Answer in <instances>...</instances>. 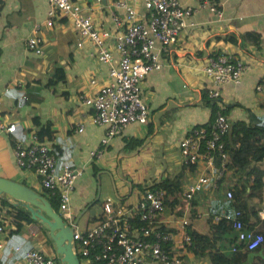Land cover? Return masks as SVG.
<instances>
[{"label":"crops","instance_id":"crops-1","mask_svg":"<svg viewBox=\"0 0 264 264\" xmlns=\"http://www.w3.org/2000/svg\"><path fill=\"white\" fill-rule=\"evenodd\" d=\"M74 1L92 16L97 28L112 29L110 16L118 0ZM180 2L198 7L196 0ZM211 2L223 9V16L218 17L209 7L187 16L188 26L179 42L162 54L163 68L148 74L143 82L142 94L151 111L148 124L129 125L105 147L102 157L93 158L91 151L101 148L106 128L92 122V109L79 96L95 94L109 81L110 68L119 64V54L114 53L111 64L100 62L90 43L77 46L71 21L57 17L52 27H43L45 54L36 55L27 48L26 40L36 24L45 22L48 0H0V119L17 126L13 133L0 131V176L41 191L39 177L16 166L14 148L20 142L28 144L32 133L48 127L52 136L44 140L59 161L83 171L76 181L72 210L79 221L87 219L86 230L97 222L106 199L126 206L138 203L146 184L167 179L162 174L164 169L172 173L184 167L179 143L187 131L214 120L216 113L208 102V89L213 84L203 70L216 52H227L251 63L239 84L214 86L221 93L217 111L227 109L232 123H260L257 118L264 115V89L258 91L257 86L264 78V0ZM137 13L140 18L145 15L141 4ZM80 126L84 127L82 132L78 131ZM152 159L158 164L152 169V177L139 182L131 179L132 166L150 165ZM256 165L264 170V161ZM185 168L189 182L196 167ZM141 172L145 177L146 172ZM216 194L204 192L193 200L192 214L202 213L204 217H193L191 228L209 234L205 218ZM175 197L178 203L171 205ZM206 201L209 204L205 210L202 207ZM256 201L262 206L258 212L264 218V191ZM185 208L183 192L180 197L169 195L162 223L176 226ZM19 209L24 210L0 197V219L17 221L0 251V264H27L25 255L31 249L56 254L48 231L41 224L17 219ZM195 264L209 262L195 256Z\"/></svg>","mask_w":264,"mask_h":264},{"label":"built area","instance_id":"built-area-1","mask_svg":"<svg viewBox=\"0 0 264 264\" xmlns=\"http://www.w3.org/2000/svg\"><path fill=\"white\" fill-rule=\"evenodd\" d=\"M196 1L198 7L184 6L180 0H118L110 16L113 27L103 30L95 26L92 16L78 2L48 0L45 22L36 24L26 40L31 52L40 56L45 54L43 27H52L57 17H64L71 21L77 34V46L82 48L90 43L100 62L111 64L114 53L119 54V64L110 68L109 81L95 94L79 96L92 109V122L106 128L101 148L91 151L93 158L102 157L105 147L129 125L148 124L151 111L143 97L142 84L148 74L163 68L162 54L179 42L188 26L186 17L202 7H209L218 17L223 16V9L211 0ZM138 4L145 10L143 18L138 16ZM250 68L249 61L233 54L216 52L211 55L203 70L213 84L208 89L209 98L219 100L220 90L214 86L237 85ZM263 89L264 78L257 86L258 91ZM231 128L232 122L219 110L211 124L190 128L180 141L183 164L196 167V174L184 188L186 208L174 227L161 221L169 200L168 191L148 183L142 188V197L136 204L126 206L113 198L106 199L97 222L82 231L79 223H75L72 200L76 181L83 171L60 162L38 132L32 133L28 144H16L15 163L22 171L39 177L40 192L48 199L55 198L60 214L70 225H75L74 248L81 264H195L189 227L193 217L202 219L204 214H192L191 205L201 193H219L230 163L223 137ZM16 130L15 123L0 119L1 132ZM83 130V126L78 129L79 132ZM225 197L232 199L233 191L228 189ZM223 219L232 222L238 240L245 244L246 250L255 251L263 245L264 235L244 221L240 210L216 214L213 222L217 224ZM16 226L17 221L0 219V251ZM25 259L27 264H63L57 254L49 255L39 249L27 251Z\"/></svg>","mask_w":264,"mask_h":264},{"label":"trees","instance_id":"trees-1","mask_svg":"<svg viewBox=\"0 0 264 264\" xmlns=\"http://www.w3.org/2000/svg\"><path fill=\"white\" fill-rule=\"evenodd\" d=\"M232 41L235 42L234 39ZM208 99L215 114L219 109L217 106L218 100L209 97ZM222 112L227 116V109L222 110ZM257 119L260 123L243 120L233 122L230 132L223 137L230 155L228 169H238L240 172H246L248 180H244L238 186L231 188L233 191L232 199H226L225 196L214 199L210 206V216L208 218L209 234L201 233L191 228V226L189 227L192 239L191 250L197 257L207 259L209 264H264V243L255 251L246 250L245 244L238 240L239 236L232 222L226 219L217 224L213 222V217L216 214L240 210L244 215V221L247 224L254 225L255 231L264 235V218L260 217L258 211H252L248 204L251 196L262 197L264 190V170L256 165L264 161V115ZM38 134L41 139L46 136L51 138L52 136L48 127H42ZM156 185L166 188L169 195L176 196V192L181 190L182 179L171 180L167 178ZM178 199V197H175V200L170 204L175 205L178 203ZM49 200L53 207L58 210L57 200L52 197ZM16 211L18 213L16 218L23 223L40 224L24 210L19 209ZM251 211L254 213L252 216ZM232 248H235V250L233 251Z\"/></svg>","mask_w":264,"mask_h":264},{"label":"water","instance_id":"water-1","mask_svg":"<svg viewBox=\"0 0 264 264\" xmlns=\"http://www.w3.org/2000/svg\"><path fill=\"white\" fill-rule=\"evenodd\" d=\"M0 197L27 211L49 234L55 253L63 264H81L74 248L75 225H70L39 190L23 182L0 176ZM79 222V218L75 223Z\"/></svg>","mask_w":264,"mask_h":264},{"label":"rangeland","instance_id":"rangeland-1","mask_svg":"<svg viewBox=\"0 0 264 264\" xmlns=\"http://www.w3.org/2000/svg\"><path fill=\"white\" fill-rule=\"evenodd\" d=\"M181 155V154H180ZM182 158V157H181ZM157 162L154 161V159L151 160L150 165H146V166H132V170L130 171V176L131 179L132 177H135V181H143L144 178H150L152 177V172L155 166H157ZM184 165V164H183ZM141 170H144L146 172L145 177H143V174L141 172ZM173 171V170H172ZM162 174L167 175L166 178H169L171 180H176L178 178L182 179V187L181 190L176 192L177 195L180 197L182 196V192H183V187L185 186V184L188 182L189 177L187 174H189V172L187 171V169L183 166L178 167L175 171H173L172 173H170L169 169H164V171H162ZM170 176V177H169ZM244 180H248V176L246 175V172H240L238 169H228V172L226 174V176L224 177V179L221 182V186H220V190L219 193L216 194L215 196H213L214 199H216L219 196H225V193L228 189H231L232 187H236L239 184L242 183V181ZM238 184V185H237ZM137 188V187H136ZM264 191V190H263ZM130 190H127V195H129ZM131 197V196H130ZM127 201L125 200V203ZM208 202H204V206L202 208H204L205 210L208 207ZM248 204L249 206L252 208V211H259L262 209V206L260 205V203H258L256 201V197L251 196L250 199L248 200ZM251 211V214L253 215L254 213ZM209 214V212H208ZM209 218V215H207ZM208 218H205V222L208 224ZM79 228L80 230L84 231L87 228V219L86 218H81V220L79 221Z\"/></svg>","mask_w":264,"mask_h":264}]
</instances>
